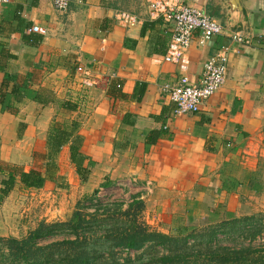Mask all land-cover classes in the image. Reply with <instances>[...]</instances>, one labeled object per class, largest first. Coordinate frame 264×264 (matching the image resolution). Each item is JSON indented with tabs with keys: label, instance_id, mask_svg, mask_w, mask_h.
<instances>
[{
	"label": "crops",
	"instance_id": "0c3cea01",
	"mask_svg": "<svg viewBox=\"0 0 264 264\" xmlns=\"http://www.w3.org/2000/svg\"><path fill=\"white\" fill-rule=\"evenodd\" d=\"M69 1L66 12L52 0H11L0 8V43L16 57L0 70V84L6 72L29 75L34 89L54 99L46 106L26 101L18 116L0 107V163L46 175L50 168L33 164L46 152L53 122H77L82 152L95 166L82 182L70 146L62 149L56 170L70 199L80 198L79 189L86 195L115 186L131 200H144L147 217L164 234L182 222L201 227L246 213L249 200L264 194V0H184L224 28L204 46L194 34L187 71L165 62L174 27L151 17L146 0ZM121 13L134 19L121 23ZM35 26L47 32L37 48L23 42ZM234 33L251 44L232 42ZM225 46L224 86L198 113L176 115L164 87L184 76L199 85L205 65ZM80 66L90 71L92 87L80 86ZM112 81L121 82L124 98L109 97ZM66 101L78 108H60ZM153 133L160 138L149 144ZM58 187L56 179L42 189L18 186L0 207L16 194L50 198Z\"/></svg>",
	"mask_w": 264,
	"mask_h": 264
},
{
	"label": "trees",
	"instance_id": "16d2710c",
	"mask_svg": "<svg viewBox=\"0 0 264 264\" xmlns=\"http://www.w3.org/2000/svg\"><path fill=\"white\" fill-rule=\"evenodd\" d=\"M148 26H144V31ZM24 27L30 28L31 25ZM43 41L44 37L37 33L23 35V42L30 47L37 48ZM15 59L0 43V70ZM121 88V82L112 81L108 88L109 97L115 100L124 98ZM51 97L52 93L46 90L34 89L29 75L23 77L6 72L0 84L2 113L18 116L24 102L46 106L54 102ZM60 108L76 110L78 107L66 101L60 104ZM79 127L77 122H53L46 152L40 154L47 169L50 168L46 175L37 169L25 171L14 164L0 163V206L18 186L23 190L44 188L46 182L53 179L50 170L56 169V160L67 145L70 146L71 163L82 182H86L95 163L82 152L81 139L77 136ZM159 136V133H153L149 144H155ZM259 189L254 187V191ZM97 193L90 198L91 207L79 205L68 221L40 222L23 239L0 237V264H264V244L259 248L227 247L221 245L219 238L244 236L246 231L240 229V225L246 223L244 228L250 226L247 223H252L251 217L240 219L229 215L228 220L220 223L183 227L174 236L154 231L143 222L147 208L144 200L134 198L124 209V204L105 206L100 201L95 202ZM88 208L94 212H89ZM251 226L257 228L250 234L251 240L257 236L264 240V223L260 227H254L253 223ZM130 252L142 253L132 259ZM122 253L127 257H122Z\"/></svg>",
	"mask_w": 264,
	"mask_h": 264
},
{
	"label": "built area",
	"instance_id": "2783aa9c",
	"mask_svg": "<svg viewBox=\"0 0 264 264\" xmlns=\"http://www.w3.org/2000/svg\"><path fill=\"white\" fill-rule=\"evenodd\" d=\"M11 0H0V8L10 4ZM56 10L66 12L69 9V0H52ZM150 15L167 23L173 24L174 33L164 57L165 62L179 64L183 71L188 70L189 51L195 33L199 34V44L206 45L214 37L223 35L224 28L206 12L194 6L185 4L184 0H146ZM134 17L121 13L118 21L129 23ZM31 32L46 36L47 32L40 27H33ZM232 42L239 45H249L251 40L241 34H231ZM229 47H222L204 67L199 85L191 83L188 76L181 78L176 86L167 85L164 93L168 94L176 105L175 114L184 116L198 113L204 101L213 97L226 82L227 66L229 61ZM77 73L81 75L80 86L89 88L93 86L90 71L80 66Z\"/></svg>",
	"mask_w": 264,
	"mask_h": 264
},
{
	"label": "rangeland",
	"instance_id": "374dc122",
	"mask_svg": "<svg viewBox=\"0 0 264 264\" xmlns=\"http://www.w3.org/2000/svg\"><path fill=\"white\" fill-rule=\"evenodd\" d=\"M25 159L28 158L26 155H22ZM37 161L36 163L32 160V164L36 165L38 168L39 164L40 167H44L45 162L42 159V156L38 154L36 156ZM44 162V163H43ZM29 164V162H28ZM30 166V164H29ZM51 178L58 179V171L56 169L50 170ZM60 179V178H59ZM58 189L59 190H52L54 196L47 197V195H37L34 197L26 196V195H19L16 194L14 199L10 201L7 206L0 207V237L5 238H17L23 239L27 237L31 231H33L40 222H47V223H56V222H65L68 221L79 205L82 207H91L90 198L94 196L95 192L97 193V201L102 202L105 206L106 205H121L124 204V209H127L128 205L132 202L131 197L127 196L120 191L119 188L115 186H107L103 189H89L90 192L86 195L81 194L82 191L79 189V197L76 198L74 196L73 199L68 197L70 194L63 195L65 193L62 187V180H58ZM263 188V187H262ZM51 191V192H52ZM81 191V192H80ZM87 189L85 190V192ZM84 192V193H85ZM66 196V197H65ZM248 209L246 213L243 215L236 216V218H253V225L260 227L264 223V194L260 195L255 199H251L248 202ZM89 212H94V209L88 208ZM143 222L148 225L152 230L160 232L157 224L152 225L153 218L147 217V209L143 214ZM183 223V222H182ZM181 223V224H182ZM250 222L247 223V228L245 227L246 223H242L240 225V229L246 231L243 235H229V236H220L221 245L227 247H248L252 246L254 248H259L264 244V240L262 236H257L256 239L251 240L250 234L257 230V228H252ZM178 224L174 228H170L169 235H178V231L183 227H186V223L184 225ZM204 226V224H201ZM163 252V251H161ZM142 252H130L129 256L134 259L139 256ZM122 257H127L126 253L121 254Z\"/></svg>",
	"mask_w": 264,
	"mask_h": 264
},
{
	"label": "water",
	"instance_id": "95a60500",
	"mask_svg": "<svg viewBox=\"0 0 264 264\" xmlns=\"http://www.w3.org/2000/svg\"><path fill=\"white\" fill-rule=\"evenodd\" d=\"M237 4V5H240V3H239V0H233V4Z\"/></svg>",
	"mask_w": 264,
	"mask_h": 264
}]
</instances>
